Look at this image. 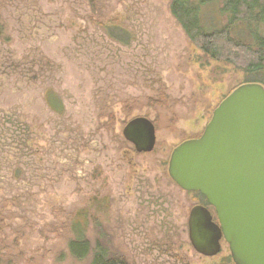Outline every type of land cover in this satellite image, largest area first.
<instances>
[{
  "label": "rangeland",
  "instance_id": "374dc122",
  "mask_svg": "<svg viewBox=\"0 0 264 264\" xmlns=\"http://www.w3.org/2000/svg\"><path fill=\"white\" fill-rule=\"evenodd\" d=\"M170 6L0 0V264H90L95 248L127 264H233L223 240L214 257L193 251L188 215L207 204L168 163L250 77L206 57ZM137 117L154 127L150 153L122 136Z\"/></svg>",
  "mask_w": 264,
  "mask_h": 264
},
{
  "label": "water",
  "instance_id": "95a60500",
  "mask_svg": "<svg viewBox=\"0 0 264 264\" xmlns=\"http://www.w3.org/2000/svg\"><path fill=\"white\" fill-rule=\"evenodd\" d=\"M123 138L137 153H150L154 127L143 117L127 122ZM168 175L185 192H198L215 213L191 208L188 240L211 258L223 240L233 264H264V87L243 84L212 112L198 139L171 153Z\"/></svg>",
  "mask_w": 264,
  "mask_h": 264
},
{
  "label": "trees",
  "instance_id": "16d2710c",
  "mask_svg": "<svg viewBox=\"0 0 264 264\" xmlns=\"http://www.w3.org/2000/svg\"><path fill=\"white\" fill-rule=\"evenodd\" d=\"M170 11L188 40L206 57L246 71L250 80L245 84L264 87V0H171ZM245 55L251 59L245 60ZM68 249L75 260H81L88 244L77 237ZM90 264L127 263L107 258L104 250L95 248Z\"/></svg>",
  "mask_w": 264,
  "mask_h": 264
},
{
  "label": "flooded vegetation",
  "instance_id": "af4514ba",
  "mask_svg": "<svg viewBox=\"0 0 264 264\" xmlns=\"http://www.w3.org/2000/svg\"><path fill=\"white\" fill-rule=\"evenodd\" d=\"M195 139H198V138H195ZM207 204V203H206ZM197 206H201V205H197ZM203 207H206L207 209H208V204L206 205V206H203ZM209 210V209H208ZM210 211V210H209ZM210 213H211V211H210ZM212 215V214H211ZM213 221L215 222V219H214V217H213Z\"/></svg>",
  "mask_w": 264,
  "mask_h": 264
}]
</instances>
